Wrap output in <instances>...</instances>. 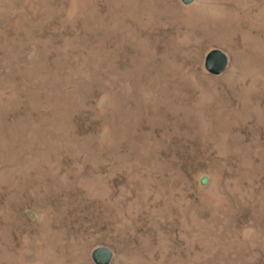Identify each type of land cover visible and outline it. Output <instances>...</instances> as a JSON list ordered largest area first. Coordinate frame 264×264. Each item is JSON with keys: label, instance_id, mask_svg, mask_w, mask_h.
I'll list each match as a JSON object with an SVG mask.
<instances>
[{"label": "rangeland", "instance_id": "obj_1", "mask_svg": "<svg viewBox=\"0 0 264 264\" xmlns=\"http://www.w3.org/2000/svg\"><path fill=\"white\" fill-rule=\"evenodd\" d=\"M100 246L264 264V0H0V264Z\"/></svg>", "mask_w": 264, "mask_h": 264}, {"label": "water", "instance_id": "obj_2", "mask_svg": "<svg viewBox=\"0 0 264 264\" xmlns=\"http://www.w3.org/2000/svg\"><path fill=\"white\" fill-rule=\"evenodd\" d=\"M181 2L189 6L196 0H181ZM229 65L228 55L220 49L211 50L205 59V68L212 75H221ZM92 260L95 264H112L114 260V251L107 246H100L93 250Z\"/></svg>", "mask_w": 264, "mask_h": 264}]
</instances>
